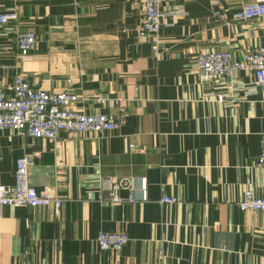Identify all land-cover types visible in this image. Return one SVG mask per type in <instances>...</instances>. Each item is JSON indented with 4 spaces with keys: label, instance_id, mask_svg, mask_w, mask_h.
Returning <instances> with one entry per match:
<instances>
[{
    "label": "crops",
    "instance_id": "1",
    "mask_svg": "<svg viewBox=\"0 0 264 264\" xmlns=\"http://www.w3.org/2000/svg\"><path fill=\"white\" fill-rule=\"evenodd\" d=\"M249 1L164 0L154 56L139 34L140 0H0L17 13L0 24V89L12 94L20 74L118 121L56 141L0 128V183L30 154L29 183L63 198L58 212L0 207V264H264L263 213L237 205L247 189L264 195V94L250 70L201 82L195 66L204 49L240 58L264 41V17L225 22ZM26 30L35 43L22 53ZM99 231L128 241L102 249Z\"/></svg>",
    "mask_w": 264,
    "mask_h": 264
},
{
    "label": "built area",
    "instance_id": "2",
    "mask_svg": "<svg viewBox=\"0 0 264 264\" xmlns=\"http://www.w3.org/2000/svg\"><path fill=\"white\" fill-rule=\"evenodd\" d=\"M164 0H140L142 21L139 34L147 36L154 56L161 54L163 45L160 36L162 4ZM218 13V11H215ZM255 17H264V0L243 2L235 9L231 21H245ZM17 19L13 10L0 11V24ZM16 43L22 53L29 51L35 43V33L26 30L17 35ZM198 79L201 82L222 79L240 70L253 73L252 88L264 94V41L255 49L243 53L237 58L228 49H204L195 57ZM79 96L67 90H45L34 87L23 75H16L12 94L0 89V128L26 133L33 137H44L51 141L58 140L61 131H110L118 126V121L110 113L86 112L75 107ZM96 100L101 101V97ZM133 146L132 143L129 144ZM32 155H21L16 159L14 178L11 183H0V207L3 205H28L31 207L51 205L56 212L63 203V198L51 186L37 188L30 184L27 176ZM264 162V134L260 138V152L257 165ZM120 182L113 183L112 199L120 200L115 190ZM144 185V183H143ZM174 195L163 194L159 202H175ZM240 209L260 210L264 217V195H254L247 189L237 202ZM264 228V225H263ZM97 244L102 249H119L128 241L124 232L99 231ZM199 264V263H195ZM203 264V263H200Z\"/></svg>",
    "mask_w": 264,
    "mask_h": 264
}]
</instances>
